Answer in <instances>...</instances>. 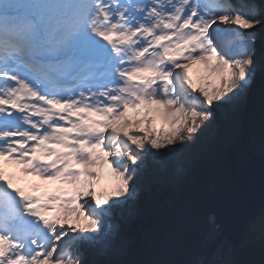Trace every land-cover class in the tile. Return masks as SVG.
Wrapping results in <instances>:
<instances>
[{
    "label": "snow or ice",
    "instance_id": "1",
    "mask_svg": "<svg viewBox=\"0 0 264 264\" xmlns=\"http://www.w3.org/2000/svg\"><path fill=\"white\" fill-rule=\"evenodd\" d=\"M260 34L255 2L0 0V264H88L84 248L109 247L145 157L192 141L264 70ZM196 61L216 73L210 90L189 76ZM152 102L169 127L125 117ZM98 161L119 178L111 190ZM5 164L70 187L35 195Z\"/></svg>",
    "mask_w": 264,
    "mask_h": 264
},
{
    "label": "trees",
    "instance_id": "2",
    "mask_svg": "<svg viewBox=\"0 0 264 264\" xmlns=\"http://www.w3.org/2000/svg\"><path fill=\"white\" fill-rule=\"evenodd\" d=\"M257 1H259V4ZM253 2L264 8V3H261V0H254ZM257 62L258 65L264 64V45L259 47ZM245 93V90L242 91L230 102L219 105L217 108L228 111L227 106H237L244 101ZM255 111L256 109L253 112L255 117L246 130L264 133V110ZM235 125L233 114L227 112V115L223 114V118L214 116L192 141L179 148L183 153L188 154V157L185 155L180 157L170 153L162 159L153 155L145 158L151 171L144 175L143 180L141 179L143 181L141 182L142 186H136L137 196L152 193L154 199L151 202H143L144 204L142 203L140 208L136 210V196L127 204L128 208L124 209L121 215L127 224H131L137 217H142L146 221L143 224V230L160 251L155 249L143 236L136 237L132 235L119 219L113 218L116 232L110 246L107 248L117 259L121 258L123 261L128 259L135 262L136 259L133 257L134 247L138 246V243H142L143 247L139 244L142 251L140 252L142 259L138 262L139 264H151V260L155 261V264H167L166 261L169 264H193L195 244L208 231L207 214L212 203L217 199L218 192L225 184L220 183L213 190L208 182L204 181L196 191L189 190V193L177 204L176 212L171 210L166 212L165 210H168V207L163 204L161 197L168 192L173 194L179 190L190 166H195L200 160H205L208 165H214L217 157H222L225 152H228L236 141L237 132H235V129L237 127ZM217 129H219L218 133H216ZM179 163H183L185 168L179 169ZM105 186L107 188L106 184ZM113 187L114 184L109 183L107 190H111ZM161 208L164 210L160 211ZM262 210L251 215V217L257 216ZM192 218L197 221L191 222L190 219ZM260 219L261 222L249 218L240 233L243 239L241 249L233 253L231 257L225 258L223 262L264 264V215ZM83 252L84 259H87L88 264H101L104 250L98 252L86 248ZM121 255L123 256L121 257ZM131 262L129 263L133 264Z\"/></svg>",
    "mask_w": 264,
    "mask_h": 264
},
{
    "label": "rangeland",
    "instance_id": "3",
    "mask_svg": "<svg viewBox=\"0 0 264 264\" xmlns=\"http://www.w3.org/2000/svg\"><path fill=\"white\" fill-rule=\"evenodd\" d=\"M253 1L254 0H231V2L236 6H240V5L253 2ZM257 2L259 4V1ZM262 45H264V35L260 34L257 39V43H256L257 53L259 52V47ZM188 72H189V76L191 80L193 81V84L197 88L205 87L206 89L210 90L213 86L218 84L217 76H216V73L213 71V69L211 67H205V65L199 61L192 62L189 66ZM256 77H258L260 81L258 82L254 81L251 87L245 90L246 92L245 98L241 104H238L237 106H232V107L227 106L226 108L228 109V111L223 108L222 109L217 108V106L219 105H217L214 108V116L216 118H219V117L223 118V114L227 115V112L230 114H233V116L235 117V124H236L235 126L237 127V129H235V132H237V135H236L237 137L235 138L236 139L235 143H233L234 146H232V148L228 152H225V154H223L222 157L221 156L217 157L214 165H208L205 160H200L199 163L196 164L195 166H190L186 172L185 179L183 180L181 186L179 187V190H177L173 194L168 192L166 195H163L161 197V199L163 200V204L168 207V210H165L166 212L169 210H171L172 212H176L175 209H177V204H179L181 199L186 194L189 193V190L193 189L196 191L204 181H207L209 186L212 187L213 190H215L220 183L225 184L224 186L221 187V191L218 192L217 198L220 197L223 193V190L226 184L233 177L235 170L243 165L246 155L250 153L251 151H257V150L261 151L262 149H264V133L246 130L248 125L252 123L255 117L253 113L254 110L256 109L255 112H258L259 109L264 110V70H258ZM157 109H159L160 113L164 112L163 105H158L155 102H152L151 104H147V105L140 104L135 109L133 108L125 109V117L130 121H136V120L143 121L146 115L155 116L156 124L158 127H161V126L164 128L169 127L168 123L157 113L156 111ZM121 119H124V117H121ZM140 127L141 128L143 127V123H141ZM219 129L216 130V133L219 132ZM133 130L135 131V129ZM173 153L176 156H180V157L184 155L187 157L189 156L188 154L183 153L179 149H177ZM149 155L152 156L151 153H149L147 156ZM178 168L183 169L185 168V166L183 165V163L181 164L179 163ZM5 169L6 171L12 172L17 177H19V179L17 180V184L18 186L24 188L26 191H33V189L31 188L32 184L40 185L41 187L34 191L35 195H40L44 191H53L57 189L58 187H61V188L70 187L69 185L61 184L60 181H42L40 180L39 177L32 176L31 174L21 173L19 172L18 165L5 164ZM94 171L98 173L99 186H102V187H104V185L106 184L108 188L109 183H113L115 186V184L117 183L119 179L116 173L112 172L111 166L107 163V161H104L103 163L98 161L97 165L94 167ZM150 171H151L150 166L145 161L144 165L141 167V169L139 170L137 174L135 187L140 186L142 184L141 182H143L142 180L144 178V175L146 173H150ZM104 188L107 189L106 186ZM152 199H154L152 193H148L146 195L139 194L137 198L135 199L136 200L135 201L136 210L140 208L143 202L145 203L149 201L151 202ZM127 208L128 206L126 205L122 209L118 210L114 214L113 218L119 219L121 223L125 226V228L132 235L136 237L143 236L153 245L155 249L160 251L158 246L150 240L149 236L143 230V224H145L146 221H144L142 217H137L133 220L131 224H126V221L123 220L122 218L121 212ZM261 209L264 210V206H261L260 208L256 209L251 215L256 214ZM159 210L163 211L164 209L161 208ZM263 210L260 213H258L257 216L251 217L250 215L247 221H249V218H250L251 220L256 219L257 221L261 222L260 218L264 215ZM60 214L62 216L67 215L70 221L74 215L73 213H63V212H61ZM208 214L206 217V223H208L209 228L206 234L203 236V238L197 241L195 244V252H194V257L192 261L193 264L194 262H201L202 256L204 255L208 244L211 242V240L216 234V229L211 228V223L209 222V218L211 216ZM190 221L196 222L197 220L195 218H192L190 219ZM242 241L243 239L241 235H240L239 244L237 245H233V246L227 245L225 241H221L217 245L215 251L213 252V256L210 262L211 261H222L223 262L225 258L231 257L233 253L241 249ZM139 244L140 246L143 247L142 243H138V246L134 247L135 251L133 253L134 255L133 257H135L136 259L135 262H131L128 259L124 261L121 258L117 259V257L114 256L112 252L108 250V248H106L102 256L101 264H130L129 262L133 264H137L142 259L140 255V252L142 251L139 248ZM85 249L86 248H84L83 250L85 251ZM199 254H201V257ZM123 255H121V257ZM85 260L87 261L86 258ZM166 262L167 264H169L168 261ZM150 263L155 264V261L151 260ZM229 264H231V262H229Z\"/></svg>",
    "mask_w": 264,
    "mask_h": 264
},
{
    "label": "water",
    "instance_id": "4",
    "mask_svg": "<svg viewBox=\"0 0 264 264\" xmlns=\"http://www.w3.org/2000/svg\"><path fill=\"white\" fill-rule=\"evenodd\" d=\"M261 206H264V149L246 155L243 165L235 170L222 195L211 205L209 214L214 217L211 228L216 229V234L201 264H209L221 241L232 246L239 244L248 217Z\"/></svg>",
    "mask_w": 264,
    "mask_h": 264
},
{
    "label": "bare ground",
    "instance_id": "5",
    "mask_svg": "<svg viewBox=\"0 0 264 264\" xmlns=\"http://www.w3.org/2000/svg\"><path fill=\"white\" fill-rule=\"evenodd\" d=\"M254 81L258 82V81H260V79L258 77H256Z\"/></svg>",
    "mask_w": 264,
    "mask_h": 264
},
{
    "label": "built area",
    "instance_id": "6",
    "mask_svg": "<svg viewBox=\"0 0 264 264\" xmlns=\"http://www.w3.org/2000/svg\"><path fill=\"white\" fill-rule=\"evenodd\" d=\"M209 215H210V214H209ZM210 216H211V215H210ZM199 255H200V257H201V254H199ZM199 255H198V256H199Z\"/></svg>",
    "mask_w": 264,
    "mask_h": 264
}]
</instances>
